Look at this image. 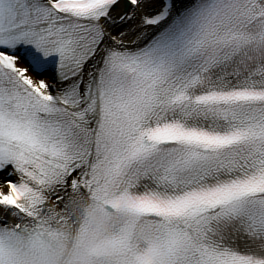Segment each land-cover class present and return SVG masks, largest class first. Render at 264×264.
<instances>
[{
  "label": "snow or ice",
  "instance_id": "snow-or-ice-1",
  "mask_svg": "<svg viewBox=\"0 0 264 264\" xmlns=\"http://www.w3.org/2000/svg\"><path fill=\"white\" fill-rule=\"evenodd\" d=\"M69 195L264 264V0H0V254Z\"/></svg>",
  "mask_w": 264,
  "mask_h": 264
},
{
  "label": "clouds",
  "instance_id": "clouds-1",
  "mask_svg": "<svg viewBox=\"0 0 264 264\" xmlns=\"http://www.w3.org/2000/svg\"><path fill=\"white\" fill-rule=\"evenodd\" d=\"M47 211L55 212L50 228L12 241L0 264H166L152 229L132 228L123 218L106 221L84 196L69 195Z\"/></svg>",
  "mask_w": 264,
  "mask_h": 264
}]
</instances>
